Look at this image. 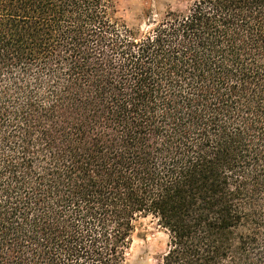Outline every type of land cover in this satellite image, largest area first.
Wrapping results in <instances>:
<instances>
[{
	"label": "trees",
	"instance_id": "1",
	"mask_svg": "<svg viewBox=\"0 0 264 264\" xmlns=\"http://www.w3.org/2000/svg\"><path fill=\"white\" fill-rule=\"evenodd\" d=\"M136 19L0 0V264H264V0Z\"/></svg>",
	"mask_w": 264,
	"mask_h": 264
},
{
	"label": "rangeland",
	"instance_id": "2",
	"mask_svg": "<svg viewBox=\"0 0 264 264\" xmlns=\"http://www.w3.org/2000/svg\"><path fill=\"white\" fill-rule=\"evenodd\" d=\"M189 0H116L117 14L129 24L137 23L144 2L154 11L171 6L183 9ZM142 21V19L140 20ZM145 25H142V28ZM167 235L156 220L146 217L140 221L133 236L132 245L125 264H159L165 250Z\"/></svg>",
	"mask_w": 264,
	"mask_h": 264
}]
</instances>
